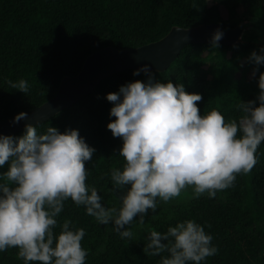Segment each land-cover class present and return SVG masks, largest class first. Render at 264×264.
Listing matches in <instances>:
<instances>
[{
  "label": "trees",
  "instance_id": "trees-1",
  "mask_svg": "<svg viewBox=\"0 0 264 264\" xmlns=\"http://www.w3.org/2000/svg\"><path fill=\"white\" fill-rule=\"evenodd\" d=\"M249 17L264 19V0H0V120L53 97L62 79L77 74L87 56L102 47L140 46L161 39L174 26L217 22L233 28ZM252 52L240 40L219 42L216 48L211 42H191L166 69L150 72L155 81L182 83L188 93L202 95L201 115L215 108L226 121L238 120L242 113L236 105L256 99L259 75L264 73V64L249 61ZM136 70L129 67L106 76L80 100L33 125L38 134L48 127L61 133L78 130L95 148L86 162V184L97 189L105 207H120L119 197L126 191L117 189L111 179L113 168L122 169L124 160L119 156L122 139L107 127L116 119L110 115L114 105L107 95L130 82L147 83L148 75H134ZM21 79L28 84L26 94L8 84ZM24 134L25 128L6 136ZM255 157L253 169L238 174L233 185L217 191L215 198L207 193L195 198L192 187L167 203L157 198L156 212L149 210L143 225L137 216L126 226L131 238H122L111 223H99L71 198L64 202L53 231L59 235L66 219L74 229H84L85 264H161L167 252L144 254L149 233H164L177 223L195 220L218 249L201 264H264V141ZM8 167V163L0 167V183L6 182L3 173ZM17 257L18 249L9 248L0 252V264H25Z\"/></svg>",
  "mask_w": 264,
  "mask_h": 264
},
{
  "label": "clouds",
  "instance_id": "clouds-1",
  "mask_svg": "<svg viewBox=\"0 0 264 264\" xmlns=\"http://www.w3.org/2000/svg\"><path fill=\"white\" fill-rule=\"evenodd\" d=\"M222 37V31L214 33V48ZM249 61L264 64V48L259 54L253 51ZM141 72L148 75L147 83L130 82L107 95L114 105L110 115L116 118L107 127L123 141L119 149L123 167L111 172L114 186L126 189L119 197L120 207H105L97 189L86 184V162L96 150L78 130L61 133L48 127L38 134L27 124L21 137L0 135V167L9 165L3 173L6 182L0 183V252L17 248V258L25 264H85L84 229H74L66 219L59 235L53 231L69 198L85 206L99 223L114 225L122 238H131L126 226L137 216L143 225L148 211L156 212L157 198L167 203L188 187L195 198L205 193L215 198L217 191L233 185L238 174L253 169L264 141V73L259 75L256 99L237 104L241 116L226 121L215 108L201 115L202 95L188 93L182 83L155 81L148 65L133 74ZM8 84L28 92L23 79ZM21 119H27V113L17 115L14 122ZM212 239L195 220H186L164 233L152 230L143 251L149 256L167 252L161 264H201L218 252Z\"/></svg>",
  "mask_w": 264,
  "mask_h": 264
},
{
  "label": "water",
  "instance_id": "water-1",
  "mask_svg": "<svg viewBox=\"0 0 264 264\" xmlns=\"http://www.w3.org/2000/svg\"><path fill=\"white\" fill-rule=\"evenodd\" d=\"M243 25L226 28L217 22H207L201 25L184 27L174 26L159 40L136 46L118 48L108 45L95 50L87 56L82 69L75 75L65 76L58 92L42 104L19 112L18 114L0 120V135H8L20 131L27 124L41 123L57 112L80 100L92 91L106 76L125 68L141 69L148 65L150 69L164 70L179 55L182 48L191 42H211L217 30L223 32L219 42L233 44L239 41ZM20 113H27V119L14 122Z\"/></svg>",
  "mask_w": 264,
  "mask_h": 264
},
{
  "label": "rangeland",
  "instance_id": "rangeland-1",
  "mask_svg": "<svg viewBox=\"0 0 264 264\" xmlns=\"http://www.w3.org/2000/svg\"><path fill=\"white\" fill-rule=\"evenodd\" d=\"M241 25H244L245 28L239 40L259 54L260 49L264 48V19L259 17L244 18Z\"/></svg>",
  "mask_w": 264,
  "mask_h": 264
}]
</instances>
